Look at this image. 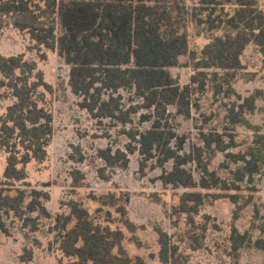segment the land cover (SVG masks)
<instances>
[{
    "label": "trees",
    "instance_id": "1",
    "mask_svg": "<svg viewBox=\"0 0 264 264\" xmlns=\"http://www.w3.org/2000/svg\"><path fill=\"white\" fill-rule=\"evenodd\" d=\"M163 1L0 0V29L8 19L15 29L29 34L38 48L57 51L69 66L68 85L79 98L78 106L98 122L117 121L130 140L125 151H99L106 166L126 169L128 154L137 151L142 157L141 170L154 161L162 168L159 179L165 186L185 190L176 210L193 222L209 198H227L239 208L252 203V195H242L243 184L253 183L254 176L264 172V134L244 117V109L256 108V96H250L239 105V111L231 109L233 126L227 133L203 129L199 134L202 143L185 151L188 137L170 127L171 108L177 116L190 120L194 96L204 92L209 82L217 94L231 91L243 68L242 56L251 44L259 48L264 65V11L258 0H199L189 14L185 7L163 6ZM188 16L197 25L223 34L214 36L193 56L196 72L188 84L181 85L169 69L179 66L180 57L189 52ZM0 74V89L15 100L0 116V148L7 153L0 176L1 236L10 235L6 218L11 215L21 219L23 226L30 225L33 232L38 231V218H50L45 205L50 195L37 189L28 192L22 186H31L27 166L47 158L54 117L46 107V95L53 87L35 62L23 55L0 53ZM121 91L131 95L132 103H123ZM136 115L150 125L133 126ZM240 125L253 129L254 139L244 152L233 153L230 150L237 145L234 132ZM217 153L237 165L227 179L210 168ZM192 164L198 179L187 168ZM79 175V171L73 172L76 182L84 179ZM214 189L219 193H207ZM67 207L70 213L58 215L55 222L59 249L71 259L66 264H145L125 251L121 229L96 222L81 202L71 200ZM120 212L126 215L124 208ZM33 213L38 215L31 217ZM234 217L238 218V210ZM123 223L131 231L135 229L128 219ZM261 232L264 234V227ZM158 234L160 258L167 263L176 248L169 245L167 233L158 230ZM230 240L236 254L248 246L264 255L263 236L254 240L251 233H242L234 225ZM32 259L33 249H24L21 261Z\"/></svg>",
    "mask_w": 264,
    "mask_h": 264
},
{
    "label": "rangeland",
    "instance_id": "2",
    "mask_svg": "<svg viewBox=\"0 0 264 264\" xmlns=\"http://www.w3.org/2000/svg\"><path fill=\"white\" fill-rule=\"evenodd\" d=\"M198 2L164 0L162 5H180L191 14ZM258 5L264 11V0H258ZM177 12L176 9L174 13ZM188 17L185 30L189 38V52L180 57L179 66L169 69L181 85L188 84L196 72L193 56L199 55L214 36L223 34L221 30L210 31L206 26L197 25ZM0 53L5 56L23 55L25 60L37 64L45 81L53 87V92L46 95V107L54 117V135L47 148V158L43 162L33 160L27 166V181L31 186H22L28 192L37 189L50 195L45 202L50 218H38V231L33 232L30 225L23 226L21 219L13 215L7 217L10 235L0 236V264L70 262L71 259L59 249L55 222L58 215L70 213L67 204L71 200L81 202L96 222L113 230L121 229L125 251L134 260L141 258L145 264H264L262 252L245 246L236 254L230 240L234 225L242 233H251L254 240L264 237L261 232L264 227V172L256 174L253 183L243 184L242 195L253 196L252 203L247 207L239 208L227 198H209L191 222L187 214L176 210L185 190L165 186L159 179L162 168L157 167L154 161L148 162L141 170L142 157L137 151L128 154L126 169L106 166L99 151L106 148L125 151L130 140L117 121L98 122L78 106L79 98L68 85L69 66L57 51L38 48L29 34L15 29L7 19L0 29ZM242 63L243 68L238 70L231 91L217 94L209 82L204 92L195 94L190 120L177 116L175 109L171 108L174 116L169 122L170 127L177 134L188 137L185 151L202 143L199 134L203 129L227 133L233 126L229 118L231 109L239 111V105L250 96H256V108L254 111L244 109V117L264 134V65L259 48L254 44L248 46ZM120 93L125 105L134 100L127 91ZM14 101L7 90L0 89V116ZM149 125L142 122L140 115L134 116L133 126L144 128ZM234 134L237 145L230 152L239 153L252 143L255 132L240 125ZM6 158L7 153L0 148V176L5 170ZM227 164H230L229 168L225 167ZM236 167L235 163L227 162L223 153H217L210 166L224 179L229 178L230 171ZM187 168L199 178L193 164ZM74 171H79L84 179L76 182ZM207 193L217 194L219 191L214 189ZM120 208L126 210V215L120 212ZM236 210L237 219L234 217ZM37 215L30 214L31 217ZM124 219L135 225L133 231L123 223ZM73 225L74 222L69 227ZM158 230L167 233L169 245L172 249L176 248L167 263L160 258ZM24 249H33V259L28 263L21 261Z\"/></svg>",
    "mask_w": 264,
    "mask_h": 264
}]
</instances>
